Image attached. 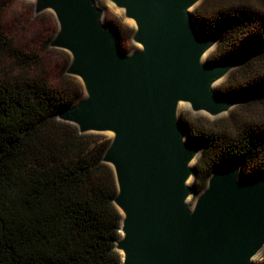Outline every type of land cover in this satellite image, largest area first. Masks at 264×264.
I'll use <instances>...</instances> for the list:
<instances>
[{
  "label": "water",
  "instance_id": "water-1",
  "mask_svg": "<svg viewBox=\"0 0 264 264\" xmlns=\"http://www.w3.org/2000/svg\"><path fill=\"white\" fill-rule=\"evenodd\" d=\"M53 12L51 45L69 53L65 73L82 96L57 118L79 133H110L102 160L114 172L121 214V264H255L264 251V173L241 179L240 163L215 168L194 196L201 145L178 115H220L245 101L216 84L243 56L207 61L219 31L203 33L192 13L202 0H107L133 22L130 52L96 0H31Z\"/></svg>",
  "mask_w": 264,
  "mask_h": 264
},
{
  "label": "trees",
  "instance_id": "trees-1",
  "mask_svg": "<svg viewBox=\"0 0 264 264\" xmlns=\"http://www.w3.org/2000/svg\"><path fill=\"white\" fill-rule=\"evenodd\" d=\"M213 2L202 0L192 11L203 33L219 31L208 60L243 56L217 92L246 97L259 108L243 121L231 114L221 129L179 115L187 138L201 145L194 196L226 162L240 163L242 180L264 173V0ZM103 20L130 52L125 43L133 27L116 15ZM49 78L38 56L16 46L0 24V264H121L114 248L121 222L113 203L116 180L102 160L109 138L79 133L58 119L83 89L65 71L59 85Z\"/></svg>",
  "mask_w": 264,
  "mask_h": 264
},
{
  "label": "rangeland",
  "instance_id": "rangeland-1",
  "mask_svg": "<svg viewBox=\"0 0 264 264\" xmlns=\"http://www.w3.org/2000/svg\"><path fill=\"white\" fill-rule=\"evenodd\" d=\"M96 1L104 11L103 19L104 16L109 18L116 15L122 19L123 23L129 27H133V22L130 19L124 18L121 10L114 8L107 2V0ZM213 1L215 4L218 3L217 0ZM0 2L5 3V6H3V9L0 12V24L4 29L5 35L11 39L16 46L22 48L28 53H35L50 77L49 80L54 84L59 85L61 74L66 70L70 56L67 51L51 45V41L58 27L53 12L45 10L40 13H35L34 3L31 0H0ZM136 46L137 45L131 39L125 43V47L128 50L134 49ZM214 49L208 54L206 58L207 61H209L208 57L213 56L212 52ZM13 59L9 56L7 62L11 63L13 66H17ZM4 63L5 62L3 61L1 64L3 65ZM6 64L7 63H5V65ZM225 78L218 81L216 87L220 85ZM76 79L80 82L78 78ZM258 108L259 106L256 103L243 101L233 106L230 111L226 113L211 116L205 112H193L188 104L181 103L178 108V115L183 114L186 115L188 119H195V121H200L207 126L221 129V126H225V124L229 123V116L231 114H234V116L238 115L239 121H243L249 116L248 112L253 109L257 111ZM261 111L264 113L263 109ZM101 134L107 138L111 136L108 132ZM263 257L264 251L254 262L260 261Z\"/></svg>",
  "mask_w": 264,
  "mask_h": 264
}]
</instances>
